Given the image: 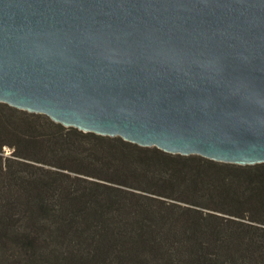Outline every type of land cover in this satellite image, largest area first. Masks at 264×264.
Instances as JSON below:
<instances>
[{
    "label": "water",
    "instance_id": "1",
    "mask_svg": "<svg viewBox=\"0 0 264 264\" xmlns=\"http://www.w3.org/2000/svg\"><path fill=\"white\" fill-rule=\"evenodd\" d=\"M0 102L172 153L264 162V0H0Z\"/></svg>",
    "mask_w": 264,
    "mask_h": 264
},
{
    "label": "trees",
    "instance_id": "2",
    "mask_svg": "<svg viewBox=\"0 0 264 264\" xmlns=\"http://www.w3.org/2000/svg\"><path fill=\"white\" fill-rule=\"evenodd\" d=\"M0 106V264H264V162Z\"/></svg>",
    "mask_w": 264,
    "mask_h": 264
},
{
    "label": "rangeland",
    "instance_id": "3",
    "mask_svg": "<svg viewBox=\"0 0 264 264\" xmlns=\"http://www.w3.org/2000/svg\"><path fill=\"white\" fill-rule=\"evenodd\" d=\"M0 111H1V113L4 114V115H6L5 113H7V111L5 112V109H2V110H1V106H0ZM3 111H4V112H3ZM65 127H66V126H65ZM3 150H4V154L7 155V154H9V153L11 152L12 148L9 147V146H4V147H3Z\"/></svg>",
    "mask_w": 264,
    "mask_h": 264
}]
</instances>
